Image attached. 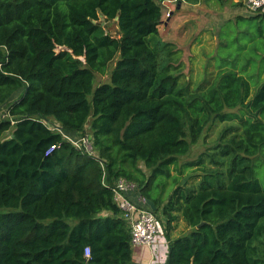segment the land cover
Here are the masks:
<instances>
[{
    "label": "trees",
    "instance_id": "1",
    "mask_svg": "<svg viewBox=\"0 0 264 264\" xmlns=\"http://www.w3.org/2000/svg\"><path fill=\"white\" fill-rule=\"evenodd\" d=\"M162 22L156 0H0V264H132L111 190L121 179L162 212L165 264H264V15L227 22L245 52L194 88ZM234 121L186 166L207 157L215 168L198 187L192 175L183 183L178 159ZM87 129L92 154L64 137ZM181 218L191 232L175 237Z\"/></svg>",
    "mask_w": 264,
    "mask_h": 264
},
{
    "label": "rangeland",
    "instance_id": "2",
    "mask_svg": "<svg viewBox=\"0 0 264 264\" xmlns=\"http://www.w3.org/2000/svg\"><path fill=\"white\" fill-rule=\"evenodd\" d=\"M222 1V0H221ZM224 1V0H223ZM220 4H213L215 7H221ZM169 10L167 9L165 16L163 18V22L159 27L160 37L163 41L169 43L170 50L169 52H175V62L172 63L175 65H179L180 72L192 82L191 87L194 88L203 82H210L214 75L218 72L220 66L223 65L224 60L236 59L237 55L240 52H245V45L247 38L241 32L239 34L234 33L235 28L227 26V23H224L221 28L218 30L217 27L211 29L212 26L217 25L221 20H218L215 23L216 15L215 13L206 14L203 18L202 12H199V16L193 19L190 23V27L186 28V30H182L181 28L175 31V12H173L172 16L169 15ZM175 11V4L172 9ZM198 19V20H196ZM208 27H207V24ZM103 26L106 28V31L110 33L113 37H120L119 29L117 24L114 21L104 22L102 20ZM204 26L206 27V33L209 34L207 38V42L209 41L208 46L204 47H191L188 46L197 34L203 32ZM250 28L254 27L253 24H249ZM220 34V35H219ZM239 38L241 41L240 46L234 44L233 39ZM195 41V40H194ZM219 42L222 44L220 46ZM231 44V45H226ZM226 45V46H225ZM239 47V48H238ZM249 49V47H248ZM117 59L110 65V69L105 76L96 75L95 86L96 88L99 84L110 82V75L114 66L116 64ZM174 66V65H173ZM6 112L5 108L0 110V118L2 119V115ZM91 121V120H90ZM90 121L87 125L89 127ZM48 123V122H47ZM51 124V123H48ZM231 125H238V121L234 122H224V123H215L212 126H209L201 136L200 140L197 144H195L190 153L186 156L180 157L178 159V168L183 169L184 174L182 175V182L188 178V176L192 175L193 178H190L189 183L191 186L198 187L200 182L203 179V170L205 168L214 169L215 165L210 162L209 158L204 157V163L201 166H191L186 167L192 163H196L203 155L206 153H213V148L219 143L221 134L226 127H230ZM234 132H230L228 137L232 136ZM85 135H90V132L86 131ZM71 137V136H69ZM263 164L258 165L256 170L257 179L260 181L262 187L264 188V156H263ZM259 164V162L257 163ZM173 168L172 174L175 175L178 172H175ZM172 183V181H169ZM171 188V184L169 185ZM172 189V188H171ZM171 193V192H170ZM137 197L138 192L135 193ZM1 212V211H0ZM157 217L161 220L163 226L165 225V218L162 215V212L156 214ZM165 228V227H164ZM191 232V229L188 227L186 222L181 218L178 221L177 227L173 230V236L182 237Z\"/></svg>",
    "mask_w": 264,
    "mask_h": 264
},
{
    "label": "built area",
    "instance_id": "3",
    "mask_svg": "<svg viewBox=\"0 0 264 264\" xmlns=\"http://www.w3.org/2000/svg\"><path fill=\"white\" fill-rule=\"evenodd\" d=\"M246 7L255 14L264 15V0H244ZM61 132V131H60ZM64 137L78 149H84L92 154L93 146L89 136H81L74 139ZM51 147L48 154L53 152ZM114 202L121 211V217L129 224L131 244L133 249L149 248L152 252V260L149 264H165L168 255V241L165 236V228L157 215L145 205L146 200L140 198V204L135 202L131 195L137 192V186L126 180H119L111 187ZM85 255L90 258V248L85 250Z\"/></svg>",
    "mask_w": 264,
    "mask_h": 264
},
{
    "label": "crops",
    "instance_id": "4",
    "mask_svg": "<svg viewBox=\"0 0 264 264\" xmlns=\"http://www.w3.org/2000/svg\"><path fill=\"white\" fill-rule=\"evenodd\" d=\"M158 4L163 7V18L167 9L169 10V15L172 16L175 12V31L186 30L190 27V23L193 19L199 16V12H202L203 18L205 19L206 14L215 13L216 19L215 23L218 20H221L217 25L211 27H217L218 30L224 23L229 21H234L238 16H250L255 13L251 12L245 5L244 0H156ZM220 4L221 7H215L213 4ZM175 4V11L171 10ZM199 13V14H198ZM198 20V19H196ZM208 27V22L206 23ZM206 27L204 26L203 32L197 34L193 37L192 41L188 43V46L191 47H206L210 43L207 42L209 34L206 33ZM220 35V34H219ZM195 40V41H194ZM222 45L219 42L220 46ZM131 198L140 203V198L136 194H132ZM142 198V197H141ZM152 260V252L149 248H136L135 253L133 254L132 264H149Z\"/></svg>",
    "mask_w": 264,
    "mask_h": 264
},
{
    "label": "water",
    "instance_id": "5",
    "mask_svg": "<svg viewBox=\"0 0 264 264\" xmlns=\"http://www.w3.org/2000/svg\"><path fill=\"white\" fill-rule=\"evenodd\" d=\"M118 20H119V18L117 17V18H116V21H118ZM147 203H148V205H149L150 207H152L153 210H155L156 207H155V205H154L153 202L148 201Z\"/></svg>",
    "mask_w": 264,
    "mask_h": 264
}]
</instances>
